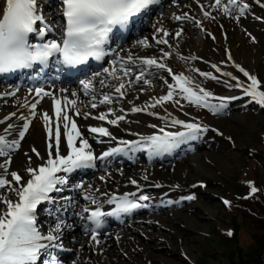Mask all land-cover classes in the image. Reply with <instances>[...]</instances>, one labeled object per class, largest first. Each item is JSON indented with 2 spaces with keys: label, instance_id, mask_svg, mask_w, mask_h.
<instances>
[{
  "label": "rangeland",
  "instance_id": "obj_1",
  "mask_svg": "<svg viewBox=\"0 0 264 264\" xmlns=\"http://www.w3.org/2000/svg\"><path fill=\"white\" fill-rule=\"evenodd\" d=\"M205 1L208 9L225 24L229 34L228 40L221 34L216 20L210 19L211 24L206 25V28H210L215 33L214 39H211L207 33L201 32L194 21H179L175 23L177 26L175 32L170 33L169 28L164 26L161 27L162 29L158 28V33L155 32L157 38L166 41L170 33L174 38L171 47L168 46V42L153 43L151 47L153 52L149 54L165 61L177 73L187 77L188 87L197 95L203 96L204 93H209L204 103L198 104L185 98L187 94L177 87L176 82L165 70L158 67L141 70L139 66H134L136 76L131 83L137 86V90L117 103L130 109V105L136 101L143 102L150 109L161 114H175L202 124H212L220 128L224 135L219 137L211 132L192 134L193 141L190 146L193 150L184 156L190 159L187 161L180 158L165 164L142 163L140 166L118 167L123 169L126 172L125 176L132 181L142 180L145 185L162 183L165 187L160 191L148 193L152 209L137 215L135 220L129 222L128 229L125 226H114L104 231L100 236L103 239L100 244L95 246L96 243L90 240L92 247L88 249L90 254L88 258H84L83 255L81 260L74 251L67 255V264L76 262V258H79L76 264H84L94 258L93 254L101 259L103 264H196L200 262L201 256L208 251L213 253L214 250L218 251L219 255L208 257L205 261L209 264H224L228 261L225 254L235 251L238 245L254 257L253 264H258L256 253L264 237V228L253 227L250 223L252 220L246 213L242 219L240 218L239 244L236 241L219 242L211 239L217 238L214 231L216 223L220 224L222 229L231 226L230 221L220 222L225 214L223 205L225 198L249 190L250 185L246 187L242 181L250 177V172L244 169H249L248 167H252L253 164L252 161H248L249 159L247 162L244 156L250 147L256 150V142H260L257 141V133L262 129L264 112L256 110L257 103L244 92V88L250 85V80L236 76L232 69L229 76L220 75L210 64L216 62L223 67H230L224 55V46L228 43L232 49L236 47L238 58L264 81L262 74L264 73V11L257 8L250 0H236L235 4H229V0H224L219 5L214 0ZM179 2L176 5L174 1L169 2L164 9L165 12H171L172 17L177 15L176 11H179V5L184 3V0ZM225 6L229 8L228 12L224 11ZM241 8L243 12L240 11ZM195 11L199 14L196 8ZM181 31L187 34L186 38L190 37V41L185 40L184 35L182 37ZM147 39L149 42H154L151 36ZM131 54L134 53L130 52L126 55ZM143 54L147 53H139V56L146 57ZM238 84L243 87L237 86ZM170 85L172 87H169ZM169 92L172 93L171 99L163 100L162 98ZM238 95L242 96L238 101L233 103L225 101V98ZM248 98L250 100L247 107H243L241 104L243 99ZM205 103L209 106H205ZM221 103L225 105L223 108H219ZM214 107L219 110L214 111ZM120 116H124V119H128L132 126L136 125L140 130L143 126L138 122L142 123L143 120L153 125L159 132L161 129L164 131L172 128L167 121L147 114L145 118H131L128 117L127 112ZM193 136L195 138H192ZM192 163L197 165L193 166ZM255 174L254 178L259 181V173L256 170ZM114 175V179L103 178L104 193L114 191V185L122 184L123 175L119 173ZM10 178V175L9 177L4 175L0 179L11 181ZM239 181L245 186L243 191L238 190V186L241 185ZM108 182H112V185ZM196 182H204L206 186L192 189L191 185ZM123 188L127 190L130 187ZM3 189L6 190L7 187ZM167 189L173 190L169 196L165 193ZM189 196L193 199H187ZM6 206L0 203V213L5 211ZM232 206L234 207V204ZM141 220L143 223H140ZM148 222L153 225L150 232L144 230L148 227ZM41 226L42 224L39 223V227ZM116 233L118 235H112ZM123 235L129 236L127 244L114 248L116 250L114 254L106 252L114 246L109 243L110 238L116 237L114 241H118ZM74 237L68 235L67 243H73L75 247L77 242L72 241ZM139 241L146 244L142 245ZM223 251L225 254L221 253Z\"/></svg>",
  "mask_w": 264,
  "mask_h": 264
},
{
  "label": "snow or ice",
  "instance_id": "obj_2",
  "mask_svg": "<svg viewBox=\"0 0 264 264\" xmlns=\"http://www.w3.org/2000/svg\"><path fill=\"white\" fill-rule=\"evenodd\" d=\"M158 2L159 0H63V15L67 21V38L63 40L62 45L56 41H50L42 45L32 46L28 43L27 36L29 33L36 32L35 25L38 21L43 22L44 19L43 15L37 11V0H6V7L0 12V16H2L0 18V73H8L16 69L30 67L35 61L46 62L50 56L56 53L61 54L64 63L70 65L83 64L89 57L101 60L106 55L102 45L113 28L118 25L121 27L128 25L133 17ZM220 2L221 0H216L218 5ZM235 2L236 0H229V4H235ZM224 11L228 12L229 8L225 6ZM240 11L243 12V8ZM40 34L43 35L44 30H40ZM157 43L166 44L167 41L159 40ZM165 55L168 54L165 53ZM144 63L146 65H156L157 61L155 59H146ZM158 66L160 68L165 67L163 64H159ZM104 71L108 72L109 70L105 69ZM240 71L244 72L245 76L251 81V84L244 88L245 94L264 107V91L259 90V81L255 76L245 72L243 68ZM110 75L114 76L115 72L113 71ZM203 75L209 74L203 73ZM174 79L177 81L180 90L187 94L185 98L193 100L195 103H204L206 97L209 95V93H204L203 96L197 95L191 88L186 87L189 83L187 77L178 75ZM82 83L85 90L91 87L90 82L85 81ZM237 86L243 87L240 84ZM123 87L124 85L120 84L116 88V91L121 95H123L121 92ZM169 87L172 86L170 85ZM35 91L37 96L51 95V93L45 92L42 88H37ZM171 97L172 93L169 92L162 99L169 100ZM101 102L110 103L111 101L108 96H105ZM71 103L74 107L75 101ZM55 105L57 121L55 129L50 126L51 117H49L47 112L44 113L43 118L48 127L49 137L53 140V143L49 144V148L52 149L54 147L56 158H51L53 153L49 152L50 158L47 160L46 165H42L38 169H28L31 178L24 185L16 189L18 196L16 202L7 199L0 200V203L7 205L6 210L0 213V264H38V261L40 264H59L55 257L42 260L43 252L50 247H62V245L56 243L59 240V236L52 233L44 235L36 227L35 212L37 205L45 200H49V193L52 191H59L60 189L56 187L58 184L65 183V180L58 177L57 173L61 171L71 172L77 168L92 166L93 162L98 158L89 150L90 145L88 140L82 138V134L75 121L66 113H63L61 100L56 99ZM35 106V104L32 105L33 109ZM96 106V104H92V107ZM205 106L209 105L205 103ZM224 106L221 103L219 108H223ZM219 108L214 107L213 110L218 111ZM133 111H141V109L134 108ZM76 114H80L78 110ZM96 118L99 120L107 119L105 114H101ZM123 119L124 116H119L115 120H108V123L117 124L118 120ZM61 120L68 121V123L63 125L67 129V148L70 150L66 155H59ZM174 123L182 124L183 122L174 121ZM184 126L193 133L208 131L206 127L201 129L196 124H186ZM27 130L28 124H25L23 131L19 133L20 139H23ZM90 131L92 133H99L101 136L111 135L103 127H92ZM161 131L163 132V129ZM186 135L184 132L164 133L163 135L141 137V141L145 142L143 144L140 142L129 144L126 141H121V143L130 149L147 147L149 151L159 153L170 151ZM192 138L195 137L193 136ZM78 139L80 140V147L76 145ZM0 146L18 147V141H13L12 144H9L3 136H0ZM4 147H0V155H8ZM122 151H124V148H113L111 152L103 153V156ZM36 154L39 156V153ZM103 156L99 158L102 159ZM11 175L17 183L22 179L16 172H12ZM131 183L135 184L136 181L133 180ZM8 185L9 181L7 179H0V188ZM252 191H256L255 187L252 188ZM139 199L147 200L148 197L141 196ZM187 199H193V197L189 196ZM113 202H117L115 197L109 201V203ZM93 203H95L94 200ZM225 204H229V201H225ZM139 207H147V205L136 203L125 196L118 202L116 211L130 212ZM85 211H88V209H85ZM103 215L105 213L97 209L91 212L89 218L99 228L101 227L100 218ZM60 231V225L57 224L55 232L58 233ZM92 239L96 241V235H93Z\"/></svg>",
  "mask_w": 264,
  "mask_h": 264
},
{
  "label": "bare ground",
  "instance_id": "obj_3",
  "mask_svg": "<svg viewBox=\"0 0 264 264\" xmlns=\"http://www.w3.org/2000/svg\"><path fill=\"white\" fill-rule=\"evenodd\" d=\"M189 6L193 7L192 2L188 4ZM184 11V8L181 10ZM182 16V15H181ZM175 19L172 17H167V19L163 22V24L170 27V30H175L176 27L172 25ZM205 25L211 24L210 19H205ZM189 34V33H188ZM185 36V40L190 41L186 38L187 34H181ZM168 39V46H170L173 42L172 38ZM139 44V42H137ZM135 46V47H139ZM130 47V46H129ZM171 47V46H170ZM149 47L143 46L141 50H146L149 54ZM131 50H134L132 47ZM153 50V49H152ZM233 57L236 61L240 62L244 65L243 61L238 58L237 56V49L234 47L233 49ZM152 59V58H150ZM163 61V60H160ZM166 63L165 61H163ZM112 63L115 65L112 66ZM145 63L139 64V66L144 65ZM220 69L224 70L225 74H227V69L219 66ZM108 69V72H105L104 70ZM101 73H105L107 78H110V81L108 82L106 79L97 78L96 76L89 77L86 81L90 82L91 87L87 89L86 93H84L83 89L84 85L82 84H76L71 85L69 87L68 93L64 94V89L67 88L65 86H62L61 84L53 87V93L55 94L54 99L53 98H44L42 102H39L38 108L36 110H33L31 108L32 104L35 102L31 100L32 93L28 90H21L20 93L12 98V99H0V107L2 108L0 111V136H3L4 139L7 141L14 139L16 141L20 140L23 145V150H20L17 153H10L8 150H5L8 155H0V167H8L10 173L16 172L20 175V173H23L26 178L25 181L28 178H31L30 173L28 172V169H38L42 165H46L47 160L49 157V152H52L53 155L51 158H56V153L54 151V147L52 149L49 148V144L53 143L52 138L49 137L48 134V127L45 124V121L43 120V114L46 111H49V114L52 113V101H55L56 99L61 100L62 103V109L63 113H70L72 114V111L74 109L80 110V116L76 118L78 124L83 129V139H87L88 143L90 144V151L97 152V154H102L105 151L111 150L115 148L116 146L122 145L121 140L125 138V141L128 139H136L139 137H143L144 135H135V132H146V135H150L153 133H157L158 131L155 129V127L151 124H149L147 121L143 120L141 124L143 126V129L140 130L136 127V125L132 126L129 123L128 119L118 120L117 124H109L108 120H115L117 117L120 116V114L127 112L128 117L131 118H145L144 112L145 110H148V107L143 102H135L131 105L130 109H126V107L122 104H115L114 100H124L123 96L116 91V88L120 86V84H123L124 87L121 89V92L125 95H132L134 90H137V86H133L132 79L135 78L136 73L132 67V64L129 61L123 60L121 57H115L110 60V63L107 68H105ZM115 72V75H110V73ZM127 73V74H125ZM132 85V87H130ZM114 95L113 98H110V103H102L101 101L104 100L105 96H109V93ZM80 96L81 102H75V106L73 107V104L71 103L74 101V96ZM9 101L11 104L7 107H3L2 103L3 101ZM98 103L99 108L92 107V104ZM138 107V109H141L140 114L137 115L136 111H133L134 107ZM110 110V112L107 114V111ZM13 114V115H12ZM87 114V115H85ZM101 114H105L107 119L105 120H99L96 117H98ZM23 117V119H22ZM25 124H28V130L25 133L23 139H20L19 133L23 131V127ZM56 124H51L50 126L55 129ZM64 124H61V141L59 146V155H66L68 154V148H67V129L63 127ZM92 127H103L108 130L111 135L108 138H105L104 136H100L98 133H92L90 131V128ZM76 145L80 147V140L78 139L76 141ZM113 145V147H112ZM35 150V151H33ZM39 153V156L36 154ZM190 160L189 158H184V161ZM108 159L100 161L101 166H107ZM191 165L196 166V163H192ZM1 171V169H0ZM98 173L96 176L92 177L90 181L88 180V183L83 184L80 191L77 192V197L79 199H82L83 202L78 204L76 207L72 208L71 210L74 211V213H77V224L76 228L81 227V225L85 224L86 217L84 216L83 212L86 208L88 210L92 209L94 206L103 205L106 207L107 210L112 209L116 207L115 205H112V203H108V198L110 195L115 193H122V186L120 184H116L113 186L114 192L108 195L106 198H100V188L103 187L105 184L102 181L103 176H108L109 178L115 177V173H119L120 175H123L122 183H125L129 186H131V189H128V191L135 190L139 188L142 185H145L143 181L139 180L136 181L135 184L131 183L130 178L128 179L125 174L126 172L120 170H111L104 169V170H97ZM113 172V173H112ZM124 172V173H122ZM112 173V174H111ZM114 179V178H113ZM110 185H112V182H108ZM18 183L13 180L10 184V189L5 192L7 195H12V191L16 190L18 188ZM0 192L1 188H0ZM93 200L95 203H93ZM88 213V211H87ZM140 223H143V220L140 221ZM148 227L144 230L147 232H150V229H152L153 225L151 222L147 223ZM74 225H66L63 227L60 225V228L62 231L55 232V228L53 227L52 231L54 230L55 235L66 238L67 232H70L73 229ZM128 232V231H127ZM92 237V234L89 233V231H79V235L77 237L78 239V245L79 247L76 249V254H80L81 256L84 255V258H88L90 256L88 248L90 247L89 238ZM129 236L123 235L122 237L118 238V241L116 240V237L111 239L109 243L111 242L113 248L111 250H103L106 252H111L114 254L116 252V248H120L123 244H127L126 241ZM145 237V234H144ZM146 239L149 240V237L146 236ZM151 239V238H150ZM96 240H99L96 238ZM45 243H48L47 241H44ZM140 244L145 245V242H140ZM167 243V241H166ZM115 248V249H114ZM135 252L133 249H129ZM120 250V249H119ZM167 250V247H166ZM169 250V249H168ZM167 250V251H168ZM47 251V250H46ZM84 253L82 254V252ZM88 251V252H87ZM45 254V252H44ZM94 258L92 260H88L87 263L84 264H103L101 259L97 258L95 254ZM81 259H83L81 257Z\"/></svg>",
  "mask_w": 264,
  "mask_h": 264
},
{
  "label": "trees",
  "instance_id": "obj_4",
  "mask_svg": "<svg viewBox=\"0 0 264 264\" xmlns=\"http://www.w3.org/2000/svg\"><path fill=\"white\" fill-rule=\"evenodd\" d=\"M264 111V110H263ZM257 141L256 142V150L253 147H250L246 150V154L244 156L245 160L252 161L253 166L248 167L250 172V177L253 181L256 182V191L251 196H244L243 193H237L232 196L234 207L224 206V217L220 220V222L230 221L231 226L222 229L220 224H215V233L217 235L216 239H211L213 241H223V242H231L236 241L239 244V231L241 229L240 218L246 213L251 218V224L256 228H264V123H262V129L259 133H257ZM247 161V162H248ZM255 170L259 173V181L254 178L256 176ZM240 182V181H239ZM239 184V183H238ZM240 186H238L239 191H243L245 186L240 182ZM231 233V235H229ZM260 247H258L257 262L258 264H264V237L262 242H260ZM225 254V251L221 252ZM219 255L218 251L214 250L213 253L209 251L201 256L200 262L197 264H209L205 260L208 257H214ZM228 259L227 263L224 264H253L254 257L246 252L243 247L238 245L235 251L230 252L229 254H225ZM190 264V263H189Z\"/></svg>",
  "mask_w": 264,
  "mask_h": 264
}]
</instances>
